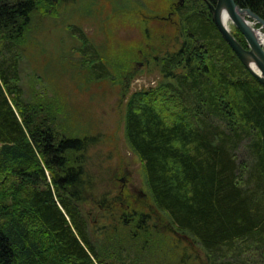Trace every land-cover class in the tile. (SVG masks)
<instances>
[{
	"label": "trees",
	"instance_id": "16d2710c",
	"mask_svg": "<svg viewBox=\"0 0 264 264\" xmlns=\"http://www.w3.org/2000/svg\"><path fill=\"white\" fill-rule=\"evenodd\" d=\"M51 2L0 0V47L5 48L6 42L7 46L25 44V36H31L26 26L6 24L15 25L16 16L46 13ZM207 2L216 4L217 0H185L176 9L179 22L172 48L154 59L161 79L155 87L130 93L126 100V138L144 163L151 203L166 215L171 230L202 247L208 264H264V85L222 37ZM235 2L264 20V0ZM238 39L245 45L241 36ZM7 51L10 59L6 55L0 59V180H18L11 189V203L17 204L18 211L6 217L14 226L0 227V264H96L100 260L96 244L103 235H121L122 230L112 231L119 226L144 236L142 248L164 243L159 225L137 209L98 230L90 224L85 209L93 175L87 160L99 140L89 134L91 130L83 129L74 107L57 99L58 107L51 104L56 101L47 105L34 150L14 110L21 109L24 101L19 97L20 55L11 48ZM81 51L85 83L108 78L106 69L111 67L103 58L94 64L95 52ZM178 90L184 100L174 97ZM196 90L202 93V103L184 105L196 98ZM173 102L171 110L164 106ZM61 116L79 122L75 134L67 131ZM243 153L252 171L240 181L234 161ZM30 183H37V189H31ZM40 184L43 189L37 187ZM105 208L101 218L108 220L114 212ZM146 226L156 233L155 239L146 238ZM39 231L44 238L38 236ZM134 238L123 251L129 257L131 252L137 257L141 250ZM111 252L113 262H124L116 257V253L122 255L119 250Z\"/></svg>",
	"mask_w": 264,
	"mask_h": 264
},
{
	"label": "rangeland",
	"instance_id": "374dc122",
	"mask_svg": "<svg viewBox=\"0 0 264 264\" xmlns=\"http://www.w3.org/2000/svg\"><path fill=\"white\" fill-rule=\"evenodd\" d=\"M181 1L61 0L58 4L60 14L52 17L42 11L41 14L33 12L27 15L28 19L14 17L12 22L15 25L6 24L13 26L11 28L16 25L26 26L31 34L28 37L30 46L26 43L19 47V44L7 46L6 42L5 48L0 47V59L5 55L9 57L7 48L20 55L18 83L22 94L19 97L32 105L30 107L22 101L24 106L14 110L24 132L31 137L32 148L35 150L34 138L41 133L47 105L50 101L64 99L62 102L68 107H74L82 118L83 129L91 130L89 134L99 140L90 149L87 160L89 173L93 175V181L90 180L87 187L90 195L88 194L89 202L85 209L89 213L90 224L98 230L97 227L116 223L120 215L133 213L137 209L149 214L150 219L157 222L158 228L162 229V234L165 233L168 237L164 243L142 248L144 236L129 228V224L127 230L119 226L118 230L112 231L114 233L122 230L121 235H103V240L96 244L98 259L104 264H208L202 247L171 230L166 215L156 210L151 203L143 175L144 163L130 148L126 138V100L133 91L151 87L156 83L159 72L154 59L162 55L173 42V32L178 30L175 28L179 18L172 7ZM171 11L172 15L169 14ZM170 16L173 20L164 19ZM246 19L253 23L255 30L264 34L262 25L250 17ZM228 28L239 41L238 38L242 35L231 20ZM170 34L173 36L169 38ZM87 48L95 52L94 63L102 57L103 62L119 72L125 81L119 80L120 84H117L113 78L108 77L101 82L86 84V74L82 71L86 68L81 65L85 56L81 49ZM5 91L8 92L7 89ZM11 96L17 97L15 94ZM9 102L13 107L14 101L9 99ZM51 104L58 107L59 100ZM40 107L41 111H38ZM61 119L66 127L67 122L74 130L77 129L79 122L75 118L65 120L66 116H61ZM23 176L28 178L27 173ZM17 183L18 180L13 177L8 187L12 189ZM33 184L31 189L36 190L37 183ZM37 187L44 188L42 184ZM105 207L114 212L108 220L101 218L106 212ZM38 236L45 237L40 231ZM132 237L136 239L137 248L141 249L137 257L131 252L130 260L124 258V262H113L111 251L119 250L118 254H122L124 249L133 244L130 242ZM171 241L174 243L172 246ZM106 251H110L112 256L104 254ZM122 256L116 253V257Z\"/></svg>",
	"mask_w": 264,
	"mask_h": 264
},
{
	"label": "bare ground",
	"instance_id": "6f19581e",
	"mask_svg": "<svg viewBox=\"0 0 264 264\" xmlns=\"http://www.w3.org/2000/svg\"><path fill=\"white\" fill-rule=\"evenodd\" d=\"M61 0H56L55 2H51L50 4H48V11H46V13L45 14H51L50 16H55V15H57V14H60L59 13V11H58V4H59V2H60ZM209 6L211 7V6H213V7H216L217 6V3L216 4H213V3H209ZM241 8V7H240ZM227 16L225 15V14H223V22H225V25L227 26V28H228V23H229V19H227L226 18ZM240 34L242 35V37H244V35L240 32ZM222 35V34H221ZM255 35L257 36V39H258V41H259V43H261L263 46H264V36H263V33H261V32H259V31H255ZM223 37V36H222ZM224 38V37H223ZM24 40H25V43L27 44V45H31V44H29L28 42V38L25 36V38H24ZM227 42V41H226ZM231 47V46H230ZM247 48H249V46L247 45L246 46ZM170 48H172V44H170V45H168V50L170 49ZM232 48V47H231ZM233 50V49H232ZM234 51V50H233ZM166 52H169V51H166ZM28 53V52H27ZM26 53V54H27ZM137 58H139V57H137ZM6 59L8 60V59H10L9 57H6ZM137 60V59H136ZM242 62V61H241ZM154 63H155V60H154ZM243 63V62H242ZM94 64H97V63H94ZM100 64V63H99ZM101 64H102V62H101ZM156 65V64H155ZM244 65V64H243ZM84 66V65H83ZM245 66V65H244ZM251 66V68H253V65L251 64L250 65ZM98 68L97 69H99V66H97ZM246 67V66H245ZM156 68H157V66H156ZM158 69V68H157ZM246 69L250 72V70L246 67ZM106 75H108V77H111V78H113V80L117 83V84H120V81L119 80H121L122 82L123 81H125V78L123 77V76H121L120 75V73L119 72H117L116 70H114V69H112V68H107L106 69ZM158 72H159V70H158ZM161 77H162V75H161V73L159 72V74H158V77H157V79H156V83H154L153 85H152V87H155L156 85H157V82H158V80L159 79H161ZM260 82V81H259ZM261 83V82H260ZM262 84V83H261ZM262 85H264V84H262ZM147 88V87H146ZM145 88H139V89H137V90H135V91H133V92H136V91H139V90H144ZM198 94H199V90H196L195 91V97L196 98H191V101H187V102H185L184 103V105H189V104H192L193 103V105H195V104H197L198 106L200 105V103H202V98H203V96H202V93L200 92V96L198 97ZM174 97L177 99V101H180V99L182 98V100H184L185 99V96H184V94L183 93H180L179 94V90L178 91H176L175 93H174ZM182 103H183V101H182ZM23 105V104H22ZM164 106H166L169 110H171L172 108H174L175 107V104H174V102H173V104L172 103H169V104H164ZM217 106H218V104H217ZM69 118H67V116H66V120H68ZM66 125H67V131L69 130V132L70 133H73V134H75V131L76 130H74L73 129V127L72 126H70L69 125V123H67L66 122ZM233 158V157H232ZM234 161V160H233ZM244 163H245V166H244ZM234 171H235V177L236 178H239L238 180H240V181H243L246 177H249L250 176V172L252 171L251 169H250V166H251V162L248 160V155L246 154V153H243L241 156H239V157H237L236 159H235V161H234ZM48 180L49 181H51V178L48 176ZM241 183V182H240ZM8 186H10V180L8 179V178H6V179H1L0 180V227L1 228H3V227H6V226H14V221L13 220H7L6 219V217H8V215H10L9 213H12V212H17L18 211V209H16L18 206H17V204H15L14 202L13 203H11L12 202V198H11V195H12V191H11V189L8 187ZM64 204H66L67 206L70 204V203H68V202H66V201H64ZM20 212V211H19ZM6 219V220H5ZM149 220V219H148ZM151 220V219H150ZM151 223L153 222V223H155V224H158L157 222H155L154 220H151L150 221ZM146 232L144 233V235L146 236V238H148V239H150V240H153V239H155V237H156V233L153 231V230H151L148 226H146ZM162 229H159V231L161 232V233H163L162 231H161ZM163 235H165V233L163 234ZM167 236H165V240H164V242H166V240H167ZM170 239L173 241L174 240V238L172 237V235L170 234ZM154 246V245H153ZM122 258L124 259V258H127V260L129 259L130 260V257L128 256V255H126L124 252L122 253ZM126 255V257H124ZM96 264H103V261L102 260H99L98 262H96Z\"/></svg>",
	"mask_w": 264,
	"mask_h": 264
},
{
	"label": "water",
	"instance_id": "95a60500",
	"mask_svg": "<svg viewBox=\"0 0 264 264\" xmlns=\"http://www.w3.org/2000/svg\"><path fill=\"white\" fill-rule=\"evenodd\" d=\"M214 22L227 43L232 47L243 64L264 84V49L255 35V29L248 23L246 16L264 26V20L250 9L240 8L235 0H217V6H211ZM223 14L231 20L244 35L249 48H245L230 32L223 22ZM228 20V21H229ZM253 65L251 68L250 65Z\"/></svg>",
	"mask_w": 264,
	"mask_h": 264
}]
</instances>
